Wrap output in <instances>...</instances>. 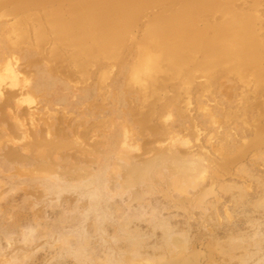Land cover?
Returning a JSON list of instances; mask_svg holds the SVG:
<instances>
[{"label": "rangeland", "instance_id": "rangeland-1", "mask_svg": "<svg viewBox=\"0 0 264 264\" xmlns=\"http://www.w3.org/2000/svg\"><path fill=\"white\" fill-rule=\"evenodd\" d=\"M170 5L87 55L52 6L0 3V264H264V0H216L199 24L252 17L248 67L201 47L132 81Z\"/></svg>", "mask_w": 264, "mask_h": 264}, {"label": "bare ground", "instance_id": "bare-ground-1", "mask_svg": "<svg viewBox=\"0 0 264 264\" xmlns=\"http://www.w3.org/2000/svg\"><path fill=\"white\" fill-rule=\"evenodd\" d=\"M10 1L13 3L12 10L15 13L19 12L24 6H29L31 4H43L48 8L52 6L54 11L50 12L48 21L56 37L67 40L77 50L85 49L83 51H87V55H90L93 54L90 52L92 49L97 52V50L106 49L110 47V45L112 46V44L114 45L119 42V40L121 41L125 34L131 32L139 17L151 12L157 4H162L165 0ZM169 1L171 4H175L178 10L172 12L173 9L170 5L167 6L166 9L164 8L165 10L162 12L160 11L157 13L153 11L156 12V14H151L149 16L150 19L143 32L144 39L142 38L143 40L140 43L139 60L131 73L132 81L140 82L144 85H147V83L149 84L151 80L155 78L154 73L157 71V68H160L159 61L161 56L173 62L185 60L183 61V63H185L187 59L189 60L192 57L186 58V54L189 53V51L196 50L195 52L198 53L201 49H204L202 53L206 51L209 53L211 52L210 55H214V57H212L213 60L217 58L219 60L220 58L219 62L223 59H221V56L224 57L223 55H227V57H225L227 59H224V62L228 61L230 63L232 60L231 58H234V63L238 62L240 66L239 61L236 60H239L240 56L243 61H245V66L248 67L251 65L248 63H251L250 60L256 54L257 48L256 40L253 37L252 28L253 26L255 27V24L253 23L254 20L251 19L252 17L249 18L247 15H237L231 12L225 23L222 22V26L213 28L217 36L210 38L199 24L202 13L207 10L206 8L208 5L215 3L216 0H212V3L209 1L210 4H208L206 0ZM1 2H3V0H0V3ZM250 19L252 20V25ZM35 32L39 37L42 29L36 26ZM96 48L98 49L95 50ZM198 48H201L200 51ZM88 49H90V51ZM94 51L92 50V52ZM86 53L83 54L86 55ZM234 55L238 58H235ZM228 59L231 60L229 61ZM191 61L193 62L195 60L193 59ZM191 61L189 60L186 62L187 64H185L190 65ZM197 61L196 58L194 64L199 62ZM206 61H209L211 64V57L209 59L207 58ZM240 61L242 64L244 63L242 60ZM215 62L218 61L216 60ZM200 63L203 65V69H206L205 64L207 63L205 62L204 64V61ZM202 65H199L198 68L200 66V68H202ZM241 67L242 66H240V68Z\"/></svg>", "mask_w": 264, "mask_h": 264}]
</instances>
